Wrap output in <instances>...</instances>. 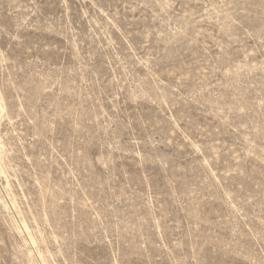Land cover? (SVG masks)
<instances>
[{
    "label": "rangeland",
    "instance_id": "rangeland-1",
    "mask_svg": "<svg viewBox=\"0 0 264 264\" xmlns=\"http://www.w3.org/2000/svg\"><path fill=\"white\" fill-rule=\"evenodd\" d=\"M0 264H264V0H0Z\"/></svg>",
    "mask_w": 264,
    "mask_h": 264
},
{
    "label": "bare ground",
    "instance_id": "bare-ground-1",
    "mask_svg": "<svg viewBox=\"0 0 264 264\" xmlns=\"http://www.w3.org/2000/svg\"><path fill=\"white\" fill-rule=\"evenodd\" d=\"M3 107V105H2V99H1V97H0V109Z\"/></svg>",
    "mask_w": 264,
    "mask_h": 264
}]
</instances>
